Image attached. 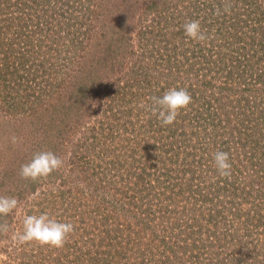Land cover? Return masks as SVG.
<instances>
[{"label": "rangeland", "instance_id": "rangeland-1", "mask_svg": "<svg viewBox=\"0 0 264 264\" xmlns=\"http://www.w3.org/2000/svg\"><path fill=\"white\" fill-rule=\"evenodd\" d=\"M31 1L23 0L19 7L10 1L0 5V41L11 50V65L8 72L4 70L5 79L0 81V106H3L0 109V195L15 197L18 201L16 210L0 217V222L7 223L11 229L7 236H0V264H84L86 260L143 264L137 257L140 253L144 254V264H264V186L258 179H253L256 186L246 183L252 170L259 173L262 169L256 159L264 154V59L257 56L253 68L234 70L231 61L236 60L240 45L231 37L228 27L221 26L226 18L208 8L207 0H132L128 5L136 3L138 7L130 11L118 7L117 0H111L114 1L110 5L112 13L101 8V0H93L96 16L91 14L95 20L91 18L89 22L84 17L88 11L82 5L71 6L78 0H50V13L41 12V21L38 18L39 31L31 21L36 19L35 15L29 18L27 12L22 13L30 10ZM210 1L218 4L219 0ZM79 3L89 4L87 0ZM248 5L245 13L251 11L252 4ZM149 6H156L160 13L146 11ZM78 16L84 18L85 27L90 24L97 30L104 27L103 40L124 39V59H108V63L117 64V73L105 77L98 90L95 89L98 83L82 81V77L87 76L82 71L85 72L88 67L85 65L92 59L85 46L90 48L92 40L84 32L85 28L76 27ZM193 20L198 21L208 35L206 41L198 42L185 35L184 24ZM110 21L112 27H105L104 23ZM18 40L21 43L17 44ZM252 42L246 45L250 56L264 51V42L259 45V38ZM26 44L29 45L24 48ZM84 56L87 59H82ZM31 57L32 62H28ZM21 66L30 68L27 72L23 70L26 75H33L37 69L45 76L48 74L46 77L53 83L36 109L34 123L25 115L27 112L21 113L24 122L16 123L11 119L14 103L26 105L25 92L18 91L15 80L12 81L22 70ZM176 66L181 73L171 70ZM258 69L263 75L261 79ZM187 73H190L189 78ZM244 79L250 83L247 90V84L242 83ZM85 87L89 97L85 106L70 107L72 98ZM161 87L193 89L198 95H210L215 101V105L210 102L211 107L220 113L218 109L223 106V111L229 115L228 122L218 128L216 134L210 129L200 136L201 145L192 143L191 150L197 152V158L205 156L203 164L193 162V157L184 164L182 160L174 162L179 155L168 149L166 144L170 141L164 139L165 134H157L154 129L146 133V139L131 134L144 146L134 142L121 145L118 134L130 127L133 110L137 113L141 108L145 113L138 117L142 126L138 129L143 128V133L150 130L146 128L147 122L151 117L155 120L151 97H161ZM189 93L193 100L197 99ZM51 97L57 102L54 107L68 111L69 116L62 121L57 122V114L44 110ZM24 110L30 111L28 107ZM183 111L189 112V109L181 113ZM65 121L72 123L58 127V123L63 125ZM156 127L163 128L162 125ZM13 136L22 142L13 145ZM110 148L118 151L109 154ZM42 151H52L61 157L62 167L36 181L22 179L21 166ZM217 151L229 154L230 177H221L216 171L213 154ZM131 153H135V158L131 157L133 163L126 161ZM114 158L116 163H113ZM210 159L212 163L207 162ZM143 162L148 163L151 172L147 181L148 174L143 173L140 164ZM163 172H168L171 179H180V188L185 191L181 200L176 199L173 204L172 201L169 204L157 202L164 196L159 186L167 178ZM149 192L147 200L156 195V202L141 203ZM176 192L178 189L174 194ZM157 211L160 213L156 214ZM45 213L57 221L60 219L59 222L78 228L88 226V230L96 231L91 235L84 231L85 241L91 240L90 236L100 239L102 233L98 229L114 230L112 236L124 242L132 241L134 248L131 251L117 248L115 237L110 235L100 251H93L94 246L85 247L74 232L61 248L36 242L18 245L12 241V232L22 229L24 216ZM211 214L220 222L217 236L212 235L214 231L208 233L207 220ZM185 217L203 222L205 233L190 236L183 232L180 226ZM165 226L169 227L170 234L164 232ZM215 226L212 227L215 229ZM173 227L177 233L174 240ZM86 252L92 254H88V259Z\"/></svg>", "mask_w": 264, "mask_h": 264}, {"label": "trees", "instance_id": "trees-1", "mask_svg": "<svg viewBox=\"0 0 264 264\" xmlns=\"http://www.w3.org/2000/svg\"><path fill=\"white\" fill-rule=\"evenodd\" d=\"M9 1L13 2L14 6L16 4L19 7V3L22 2L23 0H13V1L12 0H4V2L2 0H0V5L2 3L9 2ZM25 1H28V0H25ZM49 1L50 0H32L31 3L33 2V5L30 7V10L22 12V13L27 12L29 18L31 16L35 15L36 19L31 20V21L35 22V30L36 31H39V27L41 26V22L38 21V18H40V21L42 19L41 12L44 15L47 13H50V10H49L50 2ZM52 1H54V0H52ZM80 1H84V0H78V3H75V4L73 2L71 4V6L82 5V8H85L86 11H88L86 13V15L87 14L89 15V16H86V15L84 16L86 22H89V20L91 18H92V20H95L94 17L92 16L93 14H95V10H96L95 8H92V7H94L92 5L93 0H87L89 2L88 5H84L82 3H79ZM110 1L111 0H105V1L101 0V3H102L101 8H104L106 10V12L112 13V6H110V5L112 3H114V1H112V2H110ZM243 1H245V0H219L217 2L218 4H214L210 0H207V2H206L207 3L206 6L208 8H210L211 10L213 9L214 13H217L218 16L223 15V17L226 18L221 23V26L224 25V26H226V28L228 27L229 32H231V37L236 39L240 45V48L237 49L236 60L231 61L232 66H234V70H237L239 67H243L246 70L253 68L254 65L256 64L254 62L255 61L254 59L257 56H260V59L262 61L264 59V55H262V54H264V51H262L260 53L256 52L254 56H250V53H249L250 51L247 49V46H246L249 43H253L252 41L255 40L256 38H259V45H261V42L262 43L264 42V0H246L247 1L246 4L243 3ZM253 1H255V3H252ZM239 2L241 3L240 5H239ZM117 3L119 4L118 7H120L121 9H123L125 11H127V8L130 11L131 9L134 10L138 7V5H136V3L128 5L130 3H133L132 0H117ZM249 3L252 4L251 9H250L251 11H248L249 13L246 11L247 13H245V9L248 8ZM225 6L229 7L230 10L228 12L223 11ZM155 7L149 6L146 8V11L160 13L157 10V8H155ZM197 10L200 11L201 8L198 7ZM218 10H219V14H218ZM17 11H20V10L17 9ZM106 12H104V13L106 14ZM95 16H96V14H95ZM76 20H77L75 22L76 27L85 28L84 32H86V35H90V38L92 40V44H91L90 48H88V46H85L86 51H88V55H90V57L92 59L87 63L88 65H85V66H88L87 68L84 69L85 72L82 71V73H85L88 76V77L83 76L82 81L88 79L89 81H92L93 83H98L95 86V89L98 90L99 88H101V84L104 83L105 77H107V76L111 77L113 74L115 75L117 73V70H118L117 64L111 63V62L108 63V59H113V60L114 59H117V60L124 59L125 53H124V50L122 49V43H124V39L122 37L113 38V39H110V38L105 39V36H104L105 40H103L102 34H104V27H102V30H99V29L97 30L96 26H94L93 24H90V26L85 27L84 18L81 19L78 16ZM112 25H113L112 21H110L109 23H104V26L107 28H111ZM20 31H22V30H20ZM229 32H227V33H229ZM227 33H226V36H227ZM105 35H106V33H105ZM70 37L72 38L71 35H70ZM23 40L24 39H22V41ZM88 41H90V40H88ZM19 43H21L20 40H18L17 44H19ZM28 45L29 44H26L23 47L24 48L28 47ZM10 51H11L10 49L7 50V45L0 41V57H1L0 58V81L1 82L5 79V77H2V75L6 74L5 71L8 72L7 69L11 65V61H10L11 54L9 55ZM176 51L178 52V49H176ZM12 53H15V52L12 51ZM239 53H241V55ZM86 55H87V53H86ZM185 55L187 56V53H185ZM94 57H95V59H93ZM16 58H18V57L16 56ZM31 59H32V57L29 58L27 61L32 62ZM78 59H80V58L78 57ZM82 59H84V60L87 59V56H84ZM186 59H189V58H186ZM73 61H74V59H73ZM16 62H17V60H16ZM74 63H76V61H74L72 64H74ZM16 65L18 66V69H20L19 65L18 64H16ZM14 66H15V64H14ZM36 66L37 65H35V67ZM21 68H22V70H20L19 74L17 76H15L14 78L12 77V81L15 80L16 85L18 86V88H17L15 85V88L18 91L23 90L25 92L24 101H25L26 105L22 104V106H19L18 104L14 103L11 119H15L14 122H16V123L24 122L23 121L24 118H22L23 115H21V113L27 112L25 115H27L30 118V120H32L31 122L34 123L35 122V115H36V113H38V111L36 109L39 108L40 104L44 101L45 97L47 96L46 92L51 88L53 83H52V81H50L48 79V77H46L48 74L45 76V74L41 73L40 70L35 69V72L33 73V75L28 76L25 74V72H23V70L25 71V69H26V72H27V69H30V68H23L22 66H21ZM172 68L177 73H179V72L181 73V70L178 68V66L171 67V70H173ZM28 71H30V70H28ZM259 71H261V69L260 70L258 69L257 75H260L259 79H261L263 77V75ZM89 74H90V76H89ZM186 75L188 77L190 75V73H187ZM241 77H243V76H241ZM242 83L247 84V85H245V89L247 90L248 86L250 85L249 80L244 79V80H242ZM92 84H91V86H92ZM72 85H71V87L74 88L75 86H72ZM1 88H3V86H1ZM86 89L87 88L85 87L84 90H81L75 94V96L72 98V101H70V103H71L70 107H74V106L76 107L77 105L78 106L79 105L85 106L86 101L89 100L88 90H86ZM167 90H169V88H164V89L162 88L161 96H163V94ZM192 90L188 91V92H191L195 97H197V99H194V100L192 99L193 103L191 102L190 106L187 107V109H189V112L183 111V113H181V111H180L179 115L177 116L176 121L172 125L163 126V128H157L156 125L157 126H161V125H159L160 121H159L157 115H155V120L151 117L147 122L149 125L146 128H149L150 130L147 129L143 133V132H141V129H143V128L138 129L140 124H141L138 117H139V115L143 116V114H145V113H144V111H140L141 108H139L137 110V113L134 112V110H133L132 113L130 114L131 117L133 116L130 119V127L128 125V127H125L120 132V134H118V136L120 137L119 141H120L121 145L123 144V142H124V144H126V142H134L135 144H139L142 146L143 144L138 141V138L134 139V136L131 134H134L137 137L143 136V138L146 139V137H147L146 133L150 132L154 129V131L157 132V134H159V133H161L163 135L165 134L164 139H166L167 141H170V143L166 144L168 146L169 150L175 151L179 156L182 155V157H179L177 155L178 157L175 159L174 162L179 163L180 160H182V162L184 164L186 161L189 160L190 157L194 158L193 162H195V163L200 162L201 164H203L204 162H206V161H204V159H206V158H204L205 156H201L200 158H197V152L191 150L193 147L192 143L196 144L197 146L201 145L199 142L200 136L205 131H208L210 129L211 130L214 129V132L216 134V132L219 131L218 128L224 126L226 124V122H228V120H226V117H229V115L227 114V112L225 113L223 111V108H224L223 106H220V108L218 109L220 111V113L217 112V110H215L216 108L211 107L210 102L213 101V104L215 105V101H214V98H212L210 95L204 97V95H198L197 93H194L195 91H192ZM2 91H3V93L5 92L3 89H2ZM9 94H10V92H9ZM9 94H7V95L9 96ZM0 95H1V92H0ZM51 98H50L51 100L48 101V103H46L47 107H44V110H46V113L57 114V116H56L57 122H59V120L62 121L63 117L69 116V114H67L68 111H62L61 109H58L57 106H56L57 108L54 107V105L57 102H55L56 101L55 97H51ZM204 99H206V100H204ZM58 101H60V100H58ZM5 106L7 109V105H5ZM25 107H28L30 109V111L24 110ZM81 107H77V108L80 109ZM2 108H3V106L2 107L0 106V109H2ZM77 108H75V109H77ZM182 110H184V109H182ZM8 113H9V111H7V114ZM8 116H9V114H8ZM71 123L72 122H66V121L63 125H60V123H58V127L60 126V127L64 128L66 126H69ZM140 127H142V126H140ZM28 131H30V130H28ZM33 131H34V129H33ZM153 134H156V133H153ZM195 141H196V143H194ZM108 151H109V154H111V153L115 154V152L118 151V149L110 148V149H108ZM134 155H135V153H131L130 159L127 156L126 161L132 162V160H134V159L131 157H134ZM195 157H196V159H195ZM256 160L259 161L258 164L262 168L260 171L261 173L260 172L259 173L254 172L252 170L251 175L249 174V176L247 177L246 183H248L249 185H252V186H256L253 179H258L259 184L261 182V184L264 186V167H263L264 166V154L261 155L260 158H257ZM126 161H125V163H126ZM210 161H212V160L210 159L207 162L212 163ZM113 163H116L115 158H114ZM140 164L143 165V168L141 167L143 170V173L148 174V177L146 178V181H147V179H149L151 177L149 165H148V163L146 164L144 162L140 163ZM244 165L247 166L248 164L245 163ZM124 167L127 168V165H124ZM181 167H182V165L180 164L179 169ZM243 168H244V166H243ZM147 171L150 173H147ZM164 174H166L167 178L165 179L164 182L159 183L160 188H162V194L164 196H160L162 198H160V200L158 199L157 202L163 203V204H169L172 201V204H173L174 202H176V199L181 200V198H182L181 196H183L185 191H183L180 188V186L182 185V183L180 184V182H179L180 179L179 180H178V178L171 179L168 176V174H169L168 172H166V173L163 172L162 175H164ZM161 185H163V186H161ZM174 189H175V191H177V189H178V193L176 192V194H174V192H175ZM96 191H99V190L96 188ZM100 193L101 192L99 191V194ZM150 195H151V193L149 192L148 195L142 199L141 203L151 205L153 202H156V200H157L156 195L152 196V199L147 200V198ZM92 198L94 199L93 196H92ZM105 199H107V198H103V200H105ZM107 205H108V203H107ZM116 208L114 210H116ZM106 209H107V206H105L104 210H106ZM159 213H160L159 211L156 212V214H159ZM204 218L207 220V216H204ZM185 219L186 220L183 223V225L180 226V228H182L183 232L188 233L190 236H194V234H198V232H200L201 234L205 233L206 228L204 226H202L203 222L199 223V221L197 219L192 218V217L189 218V220H188V217H185ZM58 221H61V220L58 219ZM207 221L209 222L208 233H211V231H214V232H212V235L217 236L218 230L216 228L218 227V225H220V222H218L215 219L214 214H211L210 216L208 215ZM210 224H212V225H210ZM198 226H200V227H198ZM212 226H215V229ZM79 228L74 227V230H73L74 234L79 235L78 241H81V243L83 245L85 244V247L88 245L87 247H90V249H91V246H94V248L91 250H93V251L96 250L97 252L100 251V249H102L103 244L106 241L108 242L109 236L111 235V233L114 232V230H111V231L109 230L108 232L102 231L96 227V229H98L97 231L102 233L101 238L97 239V238H94V236H90L91 240L85 241L84 237H83L84 231L86 232L87 235H91L92 233H95L96 231L92 232V231L87 229L88 226L84 228L83 225L79 226ZM90 228L93 229V227H91V226H90ZM96 229H93V230H96ZM175 230H176V228H174V227L171 230V237L173 238V240L177 235ZM164 232L166 234L167 233L170 234V229L168 226H165ZM114 237L115 236L111 235V238H114ZM115 239H116L117 248H121V249L124 248V250H127V251H131L134 248V245L130 243L132 241L124 242V239H120L117 237H115ZM164 240H167V237L164 236ZM219 241H220V239L218 240V242ZM230 242H232V238H231ZM124 245H126V246L123 247ZM88 254L90 256L92 255L90 252H86L85 253L86 259L89 258ZM143 256H144V254L141 255V253H140L139 256H137V257H140L141 263L144 264L145 260H144ZM91 263L104 264V263H99V262L96 263L93 260H91L90 262H87V260H86L84 262V264H91ZM203 264H206V263L204 262ZM218 264H221V263H218ZM260 264H262V263H260Z\"/></svg>", "mask_w": 264, "mask_h": 264}, {"label": "clouds", "instance_id": "clouds-1", "mask_svg": "<svg viewBox=\"0 0 264 264\" xmlns=\"http://www.w3.org/2000/svg\"><path fill=\"white\" fill-rule=\"evenodd\" d=\"M229 10L228 6L223 9L224 12ZM183 28L185 35L192 40L204 42L209 38L198 21L186 22ZM191 101L192 97L186 89L171 88L161 97H151V111L157 115L162 126H168L176 121L180 111L187 108ZM11 142L13 145H18L22 141L19 137L13 136ZM213 160L221 177L231 176V163L227 152H215ZM62 165V158L54 152L42 151L35 154L30 162L21 166L19 175L22 179L36 181L39 178L49 176ZM17 208L18 201L15 197L0 195V217L9 215ZM73 230L74 226L71 223L59 222L46 213L26 215L22 219V229L12 232L11 239L18 245L36 242L41 246L61 248ZM10 232V226L7 223L0 222V236H7Z\"/></svg>", "mask_w": 264, "mask_h": 264}]
</instances>
